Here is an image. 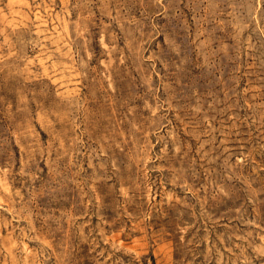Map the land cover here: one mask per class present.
Returning a JSON list of instances; mask_svg holds the SVG:
<instances>
[{"label":"rangeland","instance_id":"1","mask_svg":"<svg viewBox=\"0 0 264 264\" xmlns=\"http://www.w3.org/2000/svg\"><path fill=\"white\" fill-rule=\"evenodd\" d=\"M0 264H264V0H0Z\"/></svg>","mask_w":264,"mask_h":264}]
</instances>
